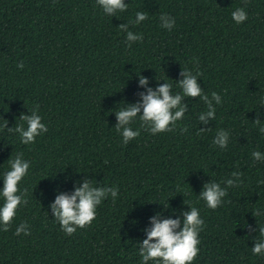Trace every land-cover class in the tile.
I'll return each instance as SVG.
<instances>
[{
	"label": "trees",
	"instance_id": "obj_1",
	"mask_svg": "<svg viewBox=\"0 0 264 264\" xmlns=\"http://www.w3.org/2000/svg\"><path fill=\"white\" fill-rule=\"evenodd\" d=\"M125 3L126 12L110 16L97 0H0V190L10 157L22 152L30 162L18 184L28 203L9 231L0 230V264H142L150 218L162 213L182 222L191 207L204 220L192 264H264V256L252 253L256 239H264V215L251 214L264 212V161L252 157L264 154V0ZM237 8L248 16L239 25L231 15ZM140 11L148 19L129 23ZM164 14L175 21L171 31L161 27ZM123 23L142 42L129 48L118 29ZM182 70L199 71L203 93L221 96L215 120L200 124L207 106L185 97L189 110L175 131L152 135L137 118L130 126L141 134L125 145L115 112L140 101L146 89L139 76L153 89L172 84L175 95L182 94ZM37 105L48 131L24 145L3 126L6 120L9 128L27 127L18 118ZM205 127L211 130L200 133ZM220 129L230 134L226 149L213 144ZM233 172L243 174L239 186L227 188L220 207L208 208L198 197L204 185L226 187ZM85 178L116 186L119 194L97 207L90 227L67 236L49 205ZM21 223L30 235H15Z\"/></svg>",
	"mask_w": 264,
	"mask_h": 264
},
{
	"label": "clouds",
	"instance_id": "obj_2",
	"mask_svg": "<svg viewBox=\"0 0 264 264\" xmlns=\"http://www.w3.org/2000/svg\"><path fill=\"white\" fill-rule=\"evenodd\" d=\"M247 3V0H245ZM97 4L103 9L104 13L115 16L117 12H126L128 4L125 0H97ZM233 21L239 25L248 18L244 8H237L232 12ZM148 19L146 12L140 11L135 15L134 23L139 25ZM161 27L171 31L175 26L173 18L167 14L160 16ZM127 34V46L130 48L132 43L142 42L143 35L133 33L129 30V24L123 23L118 28ZM23 69L24 64L21 62L17 65ZM182 79L177 83L182 89V94H172V84L164 82L159 84L155 89L148 87L149 80L144 76H139V86L146 89V92L138 93L140 101L115 112L117 132L121 133L123 143L127 145L130 141L140 136V130H133L130 126L137 118L141 124L140 128L150 132L152 135L173 132L177 128V122L182 120L189 110L188 105L183 103L185 97L199 98L207 106V111L199 115L200 124L207 126L210 121L216 118V107L222 103L221 96L216 92L211 93V98L203 93V89L198 83V77L202 75L199 71L193 74L189 70H182L180 73ZM39 105L31 112L30 115L21 114L20 121L24 124H15V127L9 128L8 121L5 120L4 128L10 133L19 135L20 142L24 145L34 144L36 138L47 133V126L42 123V117L37 114ZM259 113L254 123L261 125ZM2 130V129H0ZM211 128H200L199 132L210 131ZM187 131V129H182ZM260 133L264 134V126L259 128ZM230 134L224 129H220L213 140V144L221 149H226L229 144ZM252 157L255 161H264V154L259 151H253ZM11 170L4 173L3 189L0 190V197L4 198V204L0 207V230L7 232L12 226V221L17 214L19 207L26 206L28 200L25 198L27 190L20 192L18 184L28 174L30 162L23 159V153H17L15 158L8 160ZM107 163V161H105ZM232 179L225 181L226 187H221L220 183L209 182L203 187L198 197L203 200L207 207L215 210L224 203V198L228 195L227 188L239 186L237 181L243 175L241 172H233ZM259 183L264 184V181ZM119 188L97 187L93 186V180L85 178L78 185H74V191L70 194L59 193L56 195L54 203L50 204L51 214L61 226V230L71 236L76 233L77 229L90 227L96 219L97 207L109 196L113 202L117 199ZM165 207V206H164ZM254 216L264 215L261 209L257 208L253 213ZM181 218L176 219L163 218L162 213L153 215L149 223L150 228L144 229L146 239L140 243L139 255L142 258V264H192L198 257L200 244L199 234L203 231L204 220L200 217L199 209L196 207L189 208V211L182 212ZM23 233L25 236L30 235L29 225L21 223L17 228L15 235ZM259 233L264 236V227L259 228ZM253 255L264 256V239H256L252 247Z\"/></svg>",
	"mask_w": 264,
	"mask_h": 264
}]
</instances>
